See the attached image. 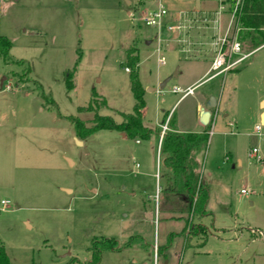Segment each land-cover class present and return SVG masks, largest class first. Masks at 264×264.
<instances>
[{
	"label": "rangeland",
	"instance_id": "rangeland-1",
	"mask_svg": "<svg viewBox=\"0 0 264 264\" xmlns=\"http://www.w3.org/2000/svg\"><path fill=\"white\" fill-rule=\"evenodd\" d=\"M128 1L0 0V35L12 42L11 56L25 61L5 65L0 59V199L11 201L0 213V243L10 263L91 264V248L113 239L116 247L104 249L99 264H264V238L251 233L260 229L255 234L264 237V126L258 122L264 45L240 71L205 81L178 102L209 66V35L194 36L207 43L201 55L166 45L158 51L159 38L171 36L165 28L159 33L146 26L142 16L160 4L171 13L207 4ZM241 31L245 51H254L241 40ZM130 47L140 59L143 122L149 128L167 124L170 115L181 130H200L198 104L206 91L221 85L236 90L218 106L201 158L200 172L210 189L211 215L202 219L209 230L205 243L183 230L184 220L159 209L163 159L156 137L137 144L104 130L80 140L68 119L78 116L91 124L94 113L79 108L89 105L93 93L99 96V114L120 122V112H133L125 70Z\"/></svg>",
	"mask_w": 264,
	"mask_h": 264
},
{
	"label": "trees",
	"instance_id": "trees-1",
	"mask_svg": "<svg viewBox=\"0 0 264 264\" xmlns=\"http://www.w3.org/2000/svg\"><path fill=\"white\" fill-rule=\"evenodd\" d=\"M243 29L240 36L243 42L253 47V50L264 45V0H247L239 20ZM245 30V31H244ZM13 44L5 36L0 35V59L5 65H24V60H16L11 56ZM245 50V49H244ZM139 63L137 48L130 47L126 54V68L130 70L131 91L135 99L132 113L120 112L121 121L113 117L99 114L97 100L99 96L93 93L91 102L87 107H80L79 113L93 112L91 124L86 125L78 116H69L76 136L85 140L100 131H114L124 134V140L151 141L154 137L160 138L161 131L147 127L143 122V109L145 107L144 88L139 79ZM125 68V69H126ZM30 67H25L24 75L29 81ZM27 81V82H28ZM72 73L68 75L67 87H73ZM37 88L46 99L47 103L55 107L52 95H46L41 84ZM175 118L169 120L173 125ZM211 123L201 132L181 133L174 128L164 133L160 153L163 159L161 179L163 186L160 190L159 209L161 212L171 214L172 219L184 220L193 237H200L205 243L209 230L202 224V219L211 215L207 212L210 189L201 175V158L206 154L210 139ZM197 218L198 223L193 220ZM202 242V244H204ZM186 247L190 245L189 239L185 240ZM115 240L106 239L92 250V263L99 264L104 249L113 250ZM0 264H11L2 243H0Z\"/></svg>",
	"mask_w": 264,
	"mask_h": 264
},
{
	"label": "built area",
	"instance_id": "built-area-1",
	"mask_svg": "<svg viewBox=\"0 0 264 264\" xmlns=\"http://www.w3.org/2000/svg\"><path fill=\"white\" fill-rule=\"evenodd\" d=\"M207 6L198 10H185L171 13L168 9L160 4L157 9L147 11L142 16V22L149 27L158 29L160 33L162 28L171 36L170 39L158 40V51L163 45L171 41L174 42L185 52L203 51L207 43L194 40L195 34L209 35L210 45L215 53L212 61L209 78H214L229 71L238 68L245 63L247 59L255 52H246L244 46L239 41L240 32L239 20L243 13L247 0H201ZM227 25H222L224 22ZM166 62L164 56L159 58V64L164 65ZM128 73L129 69H125ZM9 89V87H8ZM196 87L188 89L186 94H193ZM178 91V90H175ZM257 131H261L258 126ZM168 123L162 127L160 139V149L162 137L168 131ZM257 151L254 149L253 153ZM245 193V191H242ZM11 201L0 199V213L8 209Z\"/></svg>",
	"mask_w": 264,
	"mask_h": 264
},
{
	"label": "crops",
	"instance_id": "crops-1",
	"mask_svg": "<svg viewBox=\"0 0 264 264\" xmlns=\"http://www.w3.org/2000/svg\"><path fill=\"white\" fill-rule=\"evenodd\" d=\"M129 14H131L130 12H128V15ZM195 35H197V34H195ZM198 37H199V35H197ZM147 44H150V42H147ZM167 46H172V48L173 49H175V50H181V48H179V46L177 45V44H175L174 42H169L168 44H167ZM183 51V50H182ZM213 51V50H212ZM185 52V51H184ZM204 51H193V52H185L186 54H191V53H193V54H204L203 53ZM214 57H215V53H214V51L212 52V57L210 58V59H208V63H209V66H208V68L206 69V71L201 75V76H199L198 78H196L185 90H183V92L182 91H176V92H182V96L179 98V100H178V102H180V101H182V100H185V99H187L189 96H192V95H194L195 94V90H194V92H193V94H189V95H187L186 94V91L188 90V89H191V88H194V87H197V86H199V85H201L203 82H205V81H210V80H212V79H214V78H217V77H219V76H223V75H227V74H229V73H232V72H238V71H240L241 70V68L244 66V64L245 63H243L242 65H240L238 68H235V69H233V70H231V71H229L228 73H226V74H222V75H219V76H217V77H214V78H209V75H208V73H209V71H210V68H211V64H212V61H213V59H214ZM175 90H177V89H175ZM235 93H236V90H235V88H232V87H230V88H228V89H226V87L224 86V85H221V87L220 88H217V87H215V86H213V87H210L207 91H206V93L204 94V97L202 98V100H201V102L198 104V110H199V115H198V118H199V124L201 125V129L200 130H197V131H185V130H181L179 127H178V122H177V120L175 119V121H174V123H173V125L174 126H172V125H169V120L171 119L170 118V115H168V118H167V123H168V128H169V131L170 130H172V128H174L176 131H178V132H181V133H188V132H201V131H203L204 130V128L206 127V126H204L202 123H201V112H202V110L205 108V106H206V104H207V102L209 101V99H210V97L211 96H214V97H216V101H217V108L215 109V110H213V111H211V117H210V121H209V124L211 123V125H212V120H213V118H214V115H215V112L217 111V109H218V106H220V104L221 103H223V102H225V101H227V100H232L233 99V97L235 96ZM259 108H260V111H259V113H258V122H259V125H261V126H264V98H261L260 100H259ZM164 126V124L163 125H160V126H158V127H156V128H151V129H153V130H155V129H157V130H159V131H161V135H162V127ZM258 127V126H257ZM257 130V129H256ZM161 135H160V138L157 140V141H160V139H161ZM155 141V140H154ZM153 140H151V142L153 143L154 142ZM137 142V144H140V141H136ZM158 144H160V142H158ZM239 162H241V161H239ZM138 165L139 164H136V166L138 167ZM254 230H259L260 231V229H254ZM254 230H251V233H252V235L253 236H255V238H257V237H260V238H264V237H261V236H258L257 234H255V231ZM216 231H217V229H216ZM261 232V231H260ZM264 236V235H263Z\"/></svg>",
	"mask_w": 264,
	"mask_h": 264
},
{
	"label": "water",
	"instance_id": "water-1",
	"mask_svg": "<svg viewBox=\"0 0 264 264\" xmlns=\"http://www.w3.org/2000/svg\"><path fill=\"white\" fill-rule=\"evenodd\" d=\"M126 2L129 4H131L130 1L126 0ZM177 74V73H176ZM4 79L1 80V84L3 83ZM167 83V80L164 81L160 86L159 89L162 90L164 89L165 85ZM217 108V101H216V97L211 96L209 101L207 102L205 108L202 110L201 112V123L204 126H207L209 124L210 121V117H211V111ZM75 142L78 146H82L83 142L79 141L78 139H75ZM67 192H69V190H65Z\"/></svg>",
	"mask_w": 264,
	"mask_h": 264
}]
</instances>
